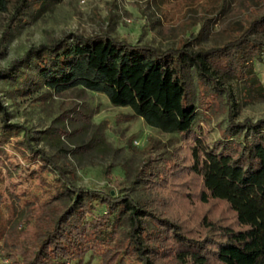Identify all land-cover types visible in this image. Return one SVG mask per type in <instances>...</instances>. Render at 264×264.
I'll use <instances>...</instances> for the list:
<instances>
[{"label": "trees", "instance_id": "1", "mask_svg": "<svg viewBox=\"0 0 264 264\" xmlns=\"http://www.w3.org/2000/svg\"><path fill=\"white\" fill-rule=\"evenodd\" d=\"M57 1L0 0L1 37L27 21V9L36 19ZM215 1L211 18L203 1V15L183 31L191 34L197 24L194 36L176 46L131 43L107 30L63 31L0 68V81L12 85L9 94L39 86L48 95L100 93L186 146L183 163L150 168L146 159L147 168L134 173L132 182L139 179L147 197H133L130 187L114 193L75 186L65 165L34 147L36 131L9 122L0 100V151L8 147L20 159L8 178L13 190L0 186V258L10 264H88L85 255L98 264H264V117L238 119L242 107L264 99L255 70L264 63V0ZM220 16L227 38L194 46L207 22ZM3 50L0 41V55ZM220 102L226 124L210 140L208 129L192 125L197 113H211ZM195 203L201 212L189 211Z\"/></svg>", "mask_w": 264, "mask_h": 264}, {"label": "rangeland", "instance_id": "2", "mask_svg": "<svg viewBox=\"0 0 264 264\" xmlns=\"http://www.w3.org/2000/svg\"><path fill=\"white\" fill-rule=\"evenodd\" d=\"M203 1L208 7L206 17H213L215 0H60L51 3L36 19L30 18L31 10L27 9V21L16 27L10 37H1L0 26V41L4 47L0 68L22 54L29 45L58 36L63 31L90 34L107 30L131 43L148 42L160 49L176 46L183 36H194L197 24L191 28V34H183V31L203 15V8L199 7L203 6ZM221 18L217 17L215 23L207 22L203 34L193 45L208 47L224 41L227 34L219 28ZM255 70L264 82V63L256 62ZM187 77L195 90L194 72L189 71ZM11 86L0 81V100L9 112V122L36 131L37 138L32 141L34 147L51 155L56 163L65 165L72 185L114 193L130 187L133 197H147L142 182L139 179L132 182L138 169L147 168L143 166L146 159L150 168L170 161H185L183 139L148 126L140 117L133 116L129 108L112 106L100 93L69 89L60 95H48L45 88L39 86L19 95L9 94ZM224 109L220 102L211 113L203 116L197 113L192 129L196 130L198 126L208 129V138L214 140L217 129L226 124ZM245 117L253 120L264 117V99L242 107L238 119ZM19 162L18 156L8 147L0 151V186L3 185L7 192L13 190L8 178ZM28 186L32 188L34 184ZM195 205L198 207L191 206L190 212L203 210L200 205ZM2 212L5 214L4 208ZM85 259L88 264H98L93 255H85ZM0 264L10 263L0 258Z\"/></svg>", "mask_w": 264, "mask_h": 264}]
</instances>
